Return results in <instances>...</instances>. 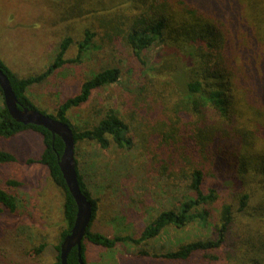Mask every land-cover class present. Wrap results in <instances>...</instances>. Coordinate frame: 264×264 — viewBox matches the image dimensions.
I'll return each instance as SVG.
<instances>
[{
  "label": "trees",
  "instance_id": "trees-1",
  "mask_svg": "<svg viewBox=\"0 0 264 264\" xmlns=\"http://www.w3.org/2000/svg\"><path fill=\"white\" fill-rule=\"evenodd\" d=\"M132 1L141 4L139 12L137 6L134 13H125L118 20L99 24L106 31V38L122 37L141 66L160 80L164 79L165 90L169 89L172 99L176 98L175 117L192 128V135L188 137L190 142L186 140L191 147V167L184 178L189 195L177 208L161 211L153 217L137 238L126 234L110 236L107 232L94 230L98 203L77 158L79 142L83 140L97 142L102 148L114 142L119 148L131 149L137 137L135 128L113 103L101 111V117L90 127L79 128L70 117V110L86 103L94 90L120 82L121 70L108 67L96 72L84 80L78 94L56 106L55 112L40 109L28 95L31 85L42 83L67 63L80 62L83 53L95 45L97 31L92 27L85 31L74 58L65 56L74 42L73 37L63 38L53 62L39 74L21 77L1 59L0 65L21 106L37 109L68 123L73 129L80 186L93 205L92 220L82 243L84 264H87L85 241L109 249L121 244L127 251L126 245L144 246L170 226L183 228L196 221L205 227L211 217L206 206L214 203L220 192L224 195L229 192L232 199L222 205L219 220L214 225L215 237L186 242L161 254L141 248L138 257L129 258V262L138 264H210V258L214 257L211 252L228 239L235 220L244 225L253 240L264 229V0ZM81 2L84 0H72L73 8ZM151 52L153 54L149 55ZM168 119L173 126L174 119L171 116ZM163 126L164 123H160L159 127L167 132H163V138L159 135L161 142L178 135L168 125ZM28 132L39 134L43 145L39 157L30 163L36 161L47 167L51 180L64 192L66 226L60 242L52 245L56 254L51 260L52 264H62L61 243L70 232L77 212L59 166L65 144L45 127L16 121L8 111L0 87V138L17 142ZM16 160L12 151L0 148V164ZM7 184L20 185V182L9 180ZM256 192L262 193V199ZM253 198L260 199L259 210L252 202ZM17 210V195L0 187V220H3L0 222L8 223ZM46 249L47 242L35 247L39 258L37 264H47L50 255ZM27 253L25 238L12 229L3 231L0 264H34L29 262ZM117 256L119 264L129 263L122 261L118 252ZM150 256L153 260L144 258ZM68 264H80L77 247L70 252Z\"/></svg>",
  "mask_w": 264,
  "mask_h": 264
},
{
  "label": "rangeland",
  "instance_id": "rangeland-1",
  "mask_svg": "<svg viewBox=\"0 0 264 264\" xmlns=\"http://www.w3.org/2000/svg\"><path fill=\"white\" fill-rule=\"evenodd\" d=\"M137 4L132 0H84L73 8L72 0H0V59L21 77L46 70L63 38L73 37L74 42L65 56L74 58L85 31L89 27L97 31L95 47L83 53L80 62L67 63L42 83L28 88V95L40 109L55 112L56 106L78 94L84 80L101 69L117 67L121 70L120 82L94 90L86 103L70 110V117L75 126L90 127L101 117V111L113 103L135 128L137 137L131 149L119 148L114 142L102 148L97 142L83 140L79 142L77 153L98 203L94 230L134 238L141 235L142 229L158 213L177 208L189 195L184 178L192 157L191 147L186 142H190L192 128L175 117L176 98L172 99L170 90H165L164 79L154 76L148 68L145 70L122 37L106 38V31L100 25L110 19L118 20L125 13L136 12L137 6L139 12L141 4ZM170 116L175 121L173 126L168 119ZM160 123L177 131L178 135L161 142L159 135L163 138L167 130L161 129ZM17 142L0 138V148L17 156L12 163L0 164V187L7 188L18 198L16 216L8 223L0 222V238L6 229L20 234L28 242L27 258L34 264L39 262L35 247L47 242L46 250L50 255L47 264H52L56 254L52 245L60 242L66 226L64 192L51 180L47 167L36 161L30 163L41 153V136L28 132ZM9 180L19 181L20 185H8ZM256 193L262 199V193ZM219 195L214 203L206 206L211 213L207 226L202 227L196 221L183 228L170 226L144 246L126 245L127 251L121 244L109 249L85 241L87 264H119L117 252L127 263L129 258L140 255L141 248L161 254L186 242L215 237L214 225L219 220L222 205L232 199L229 192ZM259 198L252 199L257 210ZM233 208L235 210V206ZM231 228L228 239L211 252L214 257L210 258V264H264V229L253 240L240 221L235 220ZM144 258L152 259L151 256Z\"/></svg>",
  "mask_w": 264,
  "mask_h": 264
},
{
  "label": "water",
  "instance_id": "water-1",
  "mask_svg": "<svg viewBox=\"0 0 264 264\" xmlns=\"http://www.w3.org/2000/svg\"><path fill=\"white\" fill-rule=\"evenodd\" d=\"M0 87L3 91L4 101L10 115L18 122L42 126L58 135L64 142L65 147L59 157V166L63 173L67 187L73 196L77 212L70 232L64 237L61 243V263L68 264V256L73 248L77 247L80 264H84L81 258L82 243L86 236L87 229L93 216V205L88 197L82 192L75 157V139L71 126L59 119L53 118L43 112L21 106L15 94L8 75L0 65Z\"/></svg>",
  "mask_w": 264,
  "mask_h": 264
}]
</instances>
